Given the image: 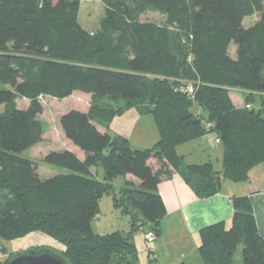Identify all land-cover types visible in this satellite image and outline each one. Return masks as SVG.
Instances as JSON below:
<instances>
[{
	"label": "trees",
	"instance_id": "obj_1",
	"mask_svg": "<svg viewBox=\"0 0 264 264\" xmlns=\"http://www.w3.org/2000/svg\"><path fill=\"white\" fill-rule=\"evenodd\" d=\"M102 2L105 19L91 33L79 21L81 0H0V244L42 232L66 246L61 253L70 264H140L134 235L139 221L160 235L162 179L180 171L206 199L225 180L245 182L264 162V0ZM147 12L164 22L141 21ZM10 46L26 55L9 52ZM190 84L194 99L184 91ZM231 89L246 92L245 106H235ZM75 92L95 102L86 112L62 115L60 126L86 158L69 150L48 153L46 163L69 173L43 180L38 164L21 156L43 139L40 99ZM18 98L29 106L17 108ZM133 107L155 120L160 140L150 149H135L109 132ZM210 133L223 148V171L211 163L184 165L177 148ZM99 167L103 182L95 178ZM128 175L140 186L126 183L117 194L113 182ZM107 194L131 214V232H94ZM234 208L231 228L218 223L200 232L201 264H264L251 201L235 199Z\"/></svg>",
	"mask_w": 264,
	"mask_h": 264
},
{
	"label": "crops",
	"instance_id": "obj_2",
	"mask_svg": "<svg viewBox=\"0 0 264 264\" xmlns=\"http://www.w3.org/2000/svg\"><path fill=\"white\" fill-rule=\"evenodd\" d=\"M243 105L235 104L236 107H243ZM124 114L117 116L110 128L120 126L118 133L127 138L135 149L152 148L157 141L156 138H151L147 143L143 140L133 142L130 136L131 130L126 124L127 120L122 119ZM148 116L152 115H142L137 111L135 119L143 122ZM99 128L102 132L107 131L104 127ZM110 128L109 132H111ZM212 134L215 133L206 134L177 148V153L182 157L184 165L211 163L217 172L223 171L224 151L221 144L217 142L218 136L215 134L214 137ZM73 149L71 148L72 151ZM78 156L82 160L86 158L85 153ZM151 163L156 168L160 166L157 159H152ZM93 173H96V169H93ZM115 182L117 183H114V187L118 194L126 183L140 186V181L129 175L117 178ZM159 194L164 201L166 214L161 221L160 235L151 243L150 259L147 264H201L198 254L202 244L200 232L218 223H224L227 228H231L235 215L234 200L239 198H247L251 201L259 233L264 239V162L250 169L245 182L223 181L221 191L210 198L200 199L180 171H173L171 177L161 180Z\"/></svg>",
	"mask_w": 264,
	"mask_h": 264
},
{
	"label": "rangeland",
	"instance_id": "obj_3",
	"mask_svg": "<svg viewBox=\"0 0 264 264\" xmlns=\"http://www.w3.org/2000/svg\"><path fill=\"white\" fill-rule=\"evenodd\" d=\"M104 19L105 6L102 0H81L79 21L87 31L91 33L97 32L100 29L101 23ZM140 20L163 23L165 18L159 13L147 12L141 16ZM255 20L256 18H253L248 20L247 23L252 24ZM235 51L236 47L233 45L230 50L232 57H235ZM9 52L16 55H26L24 52L21 53L14 51L13 46L9 47ZM230 96L236 105L244 104L243 106H245V91L241 89H231ZM254 100L255 106L257 108L260 107V98L255 97ZM40 101L44 107L43 114L39 116V120L42 123L44 129L43 139L38 145L21 154V156L23 158L31 159L38 164L40 176L44 180L58 174L69 173L63 168L46 163L44 161V157L48 153L52 151L57 152L69 150L78 155H84L83 152L72 146V144L65 138L60 126L61 116L73 110L86 112L90 109L95 101L90 95H86L81 92H77L70 98L63 100L46 96L42 97ZM254 104L252 103L253 106ZM16 106L19 109H26L29 106V101L18 98L16 100ZM4 110L5 108L1 107L0 113L4 112ZM137 111V108L133 107L129 109L124 114V118H122L127 120L126 124H128V128L131 130L130 136L133 142L135 140H143L144 143H147L151 138H156L157 143L160 138L158 139V128L156 127L154 118L152 116H148V118H144L143 122H139L135 119ZM119 127L120 126H116L114 128L111 127L110 134L113 136H120L121 133H118ZM212 136L215 137V134H212ZM71 148H74L75 150L73 149L72 151ZM107 153H109V151H107ZM103 177V170L99 167L97 169V173L95 174V178L103 182ZM114 183L117 182L114 181L113 185ZM116 193L118 194L117 191ZM138 223L140 230L135 233L134 242L138 249V258L140 264H147L150 259V247L152 245L147 243L146 233L152 231V227L150 225L146 226L143 221H139ZM93 230L96 234L100 235L111 234L118 231L123 233L131 232V214L128 212H123V209L121 208H116L114 206L113 194H107L101 199L100 214L93 222ZM43 247L52 248L62 253L66 251V246L53 235L42 232H33L14 241H2L0 244V263L8 264L11 257L16 253L24 252L33 248L36 249ZM3 248L6 250H3Z\"/></svg>",
	"mask_w": 264,
	"mask_h": 264
},
{
	"label": "water",
	"instance_id": "obj_4",
	"mask_svg": "<svg viewBox=\"0 0 264 264\" xmlns=\"http://www.w3.org/2000/svg\"><path fill=\"white\" fill-rule=\"evenodd\" d=\"M8 264H70V262L61 252L43 247L16 253Z\"/></svg>",
	"mask_w": 264,
	"mask_h": 264
},
{
	"label": "built area",
	"instance_id": "obj_5",
	"mask_svg": "<svg viewBox=\"0 0 264 264\" xmlns=\"http://www.w3.org/2000/svg\"><path fill=\"white\" fill-rule=\"evenodd\" d=\"M184 91L186 93H188V95L190 96V98L194 99L195 98V87L193 85H186L184 87ZM248 109H250L252 106L251 105H247L246 106ZM217 142L220 143V140L217 139ZM156 240V236H155V233L153 231H149L146 233V241L147 243L151 244L153 243L154 241Z\"/></svg>",
	"mask_w": 264,
	"mask_h": 264
}]
</instances>
